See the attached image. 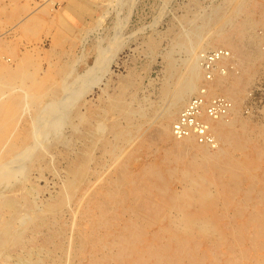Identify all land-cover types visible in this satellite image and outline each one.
Returning a JSON list of instances; mask_svg holds the SVG:
<instances>
[{"label":"bare ground","instance_id":"bare-ground-1","mask_svg":"<svg viewBox=\"0 0 264 264\" xmlns=\"http://www.w3.org/2000/svg\"><path fill=\"white\" fill-rule=\"evenodd\" d=\"M67 1L0 0V32H15L0 35V264H264V122L242 113L264 73V0H226L198 12V25L183 17L174 41L185 61L166 56L163 106L152 115L134 104V75L112 94L101 89L99 105L87 102L120 46L97 49L77 76L55 9ZM27 33L49 37L52 50L22 52ZM198 98L195 121L210 141L173 132ZM214 99L223 112L210 115ZM47 172L61 180L55 194L39 186Z\"/></svg>","mask_w":264,"mask_h":264},{"label":"rangeland","instance_id":"rangeland-1","mask_svg":"<svg viewBox=\"0 0 264 264\" xmlns=\"http://www.w3.org/2000/svg\"><path fill=\"white\" fill-rule=\"evenodd\" d=\"M225 1L226 0H68L64 5H55V9L60 10V16L63 15L61 16V19L64 22L65 27L68 26V35L71 40L74 41V46L71 48L70 56L64 59L68 62V64L71 63V65L68 66L70 69L76 68L74 70L76 73L73 71V75L74 73L76 75L78 73L77 76H82L85 74V70L94 64L97 49L106 48L110 45L120 46V51L117 52L116 59L108 67V71L104 75L105 77L103 82L99 86L94 87L90 92L91 94L89 93L87 95V102H91L93 106L99 105L100 102L98 101H102L103 98H100L103 94L102 90H105L106 92L107 89L108 93L112 94L115 89L118 88L121 79L129 75H134L137 78L136 82L137 87L139 88L137 91L138 101L136 100V102L140 103L134 104L137 108L139 105L140 108L143 106L142 108H146V110L150 107L149 109L151 111H147L148 114L150 113L152 115L153 112L151 106H163L160 90L166 80L165 72L167 70L166 66L168 63L166 56L168 54H172L178 67L185 61L186 54L184 51L175 48V41H177V38L175 37H178L179 35L177 36V34H181V32H183L184 27L186 28V25L182 23L183 17L184 20H197V15H199V13L200 15L207 13L211 6L212 8L220 6L222 5V2ZM68 7H70L69 11L67 9ZM194 12L196 13L194 14ZM86 14H88V16ZM84 16H87L84 21L79 19ZM194 16L196 17L195 19ZM196 22L197 23L195 24L197 25L200 23L199 21ZM6 29L0 32V35L6 36L7 39L10 38L12 41L15 37L13 25L11 27H7ZM20 41L22 52L44 55L45 51L50 52L52 50L51 40L47 36H41L39 39H33V37L27 33ZM151 42L152 45H150ZM153 46L157 50H155ZM215 49L218 48L210 49L201 54V56H205L206 53H211ZM73 62L75 66L72 65ZM203 64L206 65V63ZM201 66H203L202 62ZM42 67L44 70H47L49 65L47 62L42 60ZM263 74L260 76V80H257L259 82H256V85L248 91L249 95L247 96V99L244 100L242 108L243 115L245 117H247L246 115L251 116L255 123L264 122ZM77 76L71 75L70 78H68L67 82L70 83V86L73 87L72 84ZM209 77L211 76L209 75L208 78ZM201 88V86L198 87V92L192 95L190 100L204 92V88ZM181 112L182 111H180V113ZM42 117L45 116L43 115ZM46 117H48V115H46ZM69 127L70 125L68 126V124H64L61 128L60 134L62 133L61 136L63 135V139L67 138L66 140L68 143L73 144V137L71 138L73 133L72 129ZM68 139L73 142L71 143ZM67 142L60 143V145L58 144L56 150L59 152L66 151L69 146L65 145ZM74 148L75 147H73L72 151ZM56 165L59 169L63 163L60 161L57 163L56 161ZM60 181L53 178L47 172L46 175H44V178L39 181V186L40 188L47 187L48 191L46 195L49 193L55 194L60 188ZM46 195L44 196L46 197ZM215 201V204L221 205L222 209H225L222 202L217 200ZM106 206L109 207L108 204H106ZM128 206L129 204H126L123 208L117 209V213L122 215ZM123 219L124 217L122 220ZM233 221L237 226L241 223L239 219Z\"/></svg>","mask_w":264,"mask_h":264},{"label":"built area","instance_id":"built-area-1","mask_svg":"<svg viewBox=\"0 0 264 264\" xmlns=\"http://www.w3.org/2000/svg\"><path fill=\"white\" fill-rule=\"evenodd\" d=\"M201 98L198 99H193V102L191 105L187 108V110L182 113L181 117L179 118V121L177 124L174 126V133L178 134L180 136H186L188 132L193 131L194 133H197L199 135V141H210L207 136H206V128L207 126L203 124H199L195 121V115L199 113V107L197 106L198 102H202L200 100ZM218 100V101H217ZM212 105L209 106L207 109V112L210 115H216L217 112H223L219 106H220V100L219 99H214Z\"/></svg>","mask_w":264,"mask_h":264},{"label":"crops","instance_id":"crops-1","mask_svg":"<svg viewBox=\"0 0 264 264\" xmlns=\"http://www.w3.org/2000/svg\"><path fill=\"white\" fill-rule=\"evenodd\" d=\"M87 16H88V14H86ZM87 16H84V17H81V18H79L80 20L82 19L83 21H84V19H85V17H87ZM79 17V16H78ZM77 17V18H78Z\"/></svg>","mask_w":264,"mask_h":264}]
</instances>
